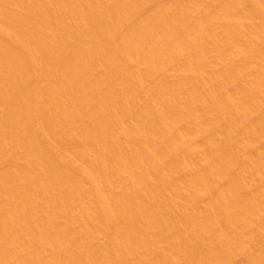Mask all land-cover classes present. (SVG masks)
Returning a JSON list of instances; mask_svg holds the SVG:
<instances>
[{"label":"bare ground","instance_id":"1","mask_svg":"<svg viewBox=\"0 0 264 264\" xmlns=\"http://www.w3.org/2000/svg\"><path fill=\"white\" fill-rule=\"evenodd\" d=\"M0 264H264V0H0Z\"/></svg>","mask_w":264,"mask_h":264}]
</instances>
